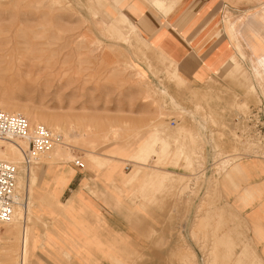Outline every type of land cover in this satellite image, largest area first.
<instances>
[{"label": "rangeland", "instance_id": "374dc122", "mask_svg": "<svg viewBox=\"0 0 264 264\" xmlns=\"http://www.w3.org/2000/svg\"><path fill=\"white\" fill-rule=\"evenodd\" d=\"M118 2L0 0V110L23 115L32 126L62 131L68 147L48 152L50 159L36 164L48 167L42 185L27 178L23 161L15 164L26 233L24 242L21 231L13 240L0 238V264H72L57 262L52 242L65 232L48 233L47 228L51 223L62 228L63 222L46 212L81 214L85 219L79 227L88 236L91 222L101 219L84 188L124 212L128 224L130 236L97 243L107 256L102 264H263L248 261L255 257L242 237V222L223 203L232 188H239L240 162H264V149L243 144L236 133L237 116L250 106H263L264 114L263 70L245 43L238 49L229 39L236 64L225 62L220 73L201 82L182 76L185 83L171 76L176 66L158 49L159 37L147 41L127 19L124 31L114 24L130 8ZM255 5L240 14L225 8L224 30L227 19L244 21L264 7V0ZM256 40L264 49L263 40ZM179 127L188 131L186 147L169 141ZM74 160L94 174L93 184L84 179L60 202L76 173L65 166ZM101 175L111 188L97 187ZM154 209L160 212L156 220ZM11 231L0 224V233Z\"/></svg>", "mask_w": 264, "mask_h": 264}, {"label": "crops", "instance_id": "0c3cea01", "mask_svg": "<svg viewBox=\"0 0 264 264\" xmlns=\"http://www.w3.org/2000/svg\"><path fill=\"white\" fill-rule=\"evenodd\" d=\"M230 1L239 5H231L226 0H119L116 5L122 8L130 7L123 9L124 14L122 15L130 22L128 23L130 27L132 24L137 28L147 41L154 42L159 37L162 50L158 49L174 60L176 66L170 72L171 76L176 78L180 76L182 81L186 83L182 76L192 78L195 82H201L208 78L212 72L220 73L225 62L230 61L234 65L236 64L233 56L235 49L229 39L238 49L241 48L242 42L245 43L254 56L257 66L261 67L264 72V57L258 59L260 54L264 56V49L256 40L259 36L264 42V32L256 34L251 30L242 31L243 21L240 19L234 22L227 19L225 21L226 31L223 28L225 8L232 10L234 14H240L245 10L254 8L255 4L261 0ZM146 6H149L150 9ZM169 10L171 11L168 13ZM253 11L255 13L249 17H264L262 16L264 15V7ZM128 24L127 28H129ZM229 25L234 26L233 30L229 29ZM162 34H164L163 37ZM210 79L212 78L207 79V81ZM198 131L201 134L205 133V130ZM240 165L243 174L242 178L238 180L239 188L238 190L232 188L233 192L226 195L223 203L227 202V205L235 210L236 216L242 222V237L248 240L249 250L253 252L255 257V259L248 261L264 264V162L258 159L245 158L240 162ZM47 168L45 164L32 165L27 178L30 177L33 183L36 178V185H42L48 179ZM70 168H74L76 173L63 189L60 202H65L73 191L78 190L84 179L93 184L91 179L94 174L92 175L91 171H84L83 164L81 168L74 166L73 163H68L65 170ZM95 183L101 190L112 187L110 181L102 175L96 178ZM83 192L87 198L92 199L98 205L101 219L100 222L95 220L91 222L88 236H83L79 227L81 221L85 219L81 214L47 209V214L52 213L61 218L62 220H60L63 222L62 228H54L55 224L51 223L47 228L48 233L54 232L55 229L56 231L61 229L67 233H57V242H52L57 247V253L60 257L57 262L102 264L106 254L97 248V243L114 240L124 234L129 235L128 224L123 217L124 212L120 209L107 207L97 201L87 188H84ZM192 214L193 212H191L189 221L185 225L186 229H188V225L191 226L192 224ZM153 215L154 220H156L160 215L159 210L154 209ZM153 229L159 230L155 222ZM47 237L48 239L52 238L51 236ZM65 238L66 241L64 242ZM136 238L138 242H142L139 243L140 246L145 245L139 236ZM187 241L192 247L194 246L193 241L188 237ZM64 252L68 253L67 259L63 257ZM240 252L241 250L236 251L235 256L239 255ZM196 253L199 255L198 250Z\"/></svg>", "mask_w": 264, "mask_h": 264}, {"label": "built area", "instance_id": "2783aa9c", "mask_svg": "<svg viewBox=\"0 0 264 264\" xmlns=\"http://www.w3.org/2000/svg\"><path fill=\"white\" fill-rule=\"evenodd\" d=\"M236 121L241 122L236 131L240 141L254 144L256 150L264 149V114L263 106H250L245 114H239ZM171 124H175L172 120ZM0 141L15 143L21 149L24 157L23 164L29 165L34 159L49 152L61 143V136L53 133L44 125L31 126L26 117L20 114L8 113L0 110ZM17 142L26 143L22 148ZM73 165L81 167L79 160ZM16 166L0 160V221L9 222L14 216L16 194Z\"/></svg>", "mask_w": 264, "mask_h": 264}, {"label": "bare ground", "instance_id": "6f19581e", "mask_svg": "<svg viewBox=\"0 0 264 264\" xmlns=\"http://www.w3.org/2000/svg\"><path fill=\"white\" fill-rule=\"evenodd\" d=\"M170 11L171 10H169L168 13ZM93 16L94 15H92V17ZM262 16H264V15H262ZM122 17L124 19L121 18V19H119V21L117 20L116 23H114V24L117 27L121 28L122 31H124V28L126 26H124L123 20H126V18L123 15H122ZM228 27H229L230 30H233V27L234 26L233 25H229ZM241 30L242 31L251 30V31H253L256 34H259L260 32H264V17H258L257 16V17H249V18H246L243 21ZM263 57H264L263 54H260L258 56V59L259 60L260 59H263ZM228 62H230V61H228ZM7 111L10 112V113H14L13 110H7ZM32 121L35 123V119H33ZM48 127L51 128L50 126H48ZM186 130L179 127V129L174 132V137L171 138V139L169 138V141L170 140H173V141H170V142H172L174 144H176L177 142H179L180 145H183V146L186 147L190 143V141H188L187 139L186 140L183 139V138H185L184 136H186L188 134L187 133L188 131H186ZM51 131L53 133L61 136L62 141H61V143H59L56 146H54L50 151H54V150H57L59 148H62L63 150L68 151V147H66L65 140H64V137L66 135L63 134V132L62 131H59V130H57V131L51 130ZM17 143L22 148H26L27 147V144L26 143H22V142H17ZM23 157H24V155H23V153H22V151H21V149L19 148L18 145H16L15 143L9 142V141H0V160H4V161H7V162L15 165V164L20 163L21 161H23ZM48 159H50V158H49L48 152H47L46 154H43V155L39 156L37 159H34L29 165L26 166V165L23 164V167L25 168L24 171L28 173L29 170H30V168H31V166L33 164L36 165V164H39L40 162L45 161V160H48ZM74 162H75V160H74ZM22 181H23V178H19V181H18V184L19 185L18 186H20L22 184ZM62 184L63 183L61 181L60 182V185H62ZM15 190H16V194H15L16 205H15V210H14V216H13V218L9 222H1L0 221V224H2V225H9L10 228L12 229V231L11 232H8V233H0V234H2V236H0V238L1 239L3 238L6 241L13 240L14 237H15V234L18 233V231H21L22 241L24 242V234L26 233V223H25L26 216H25L24 209L26 208V206L21 205L19 203L21 201H20V196H19V192H18V189H17V178H16V188H15ZM30 192H32V189L30 190ZM13 230H14V232H13Z\"/></svg>", "mask_w": 264, "mask_h": 264}]
</instances>
